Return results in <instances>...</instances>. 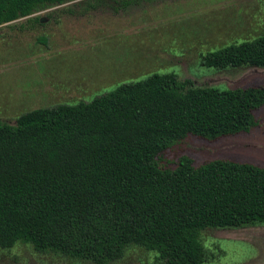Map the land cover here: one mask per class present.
I'll return each instance as SVG.
<instances>
[{
	"label": "trees",
	"instance_id": "16d2710c",
	"mask_svg": "<svg viewBox=\"0 0 264 264\" xmlns=\"http://www.w3.org/2000/svg\"><path fill=\"white\" fill-rule=\"evenodd\" d=\"M68 1L0 0V25ZM110 1L117 9L140 0ZM202 64L264 66V32L208 51ZM189 82L153 73L87 102L0 121V247L23 241L108 264L135 244L161 264H200L205 227L264 223L263 166L223 158L195 166L185 155L173 168L158 163L188 134L249 131L264 83L219 89Z\"/></svg>",
	"mask_w": 264,
	"mask_h": 264
},
{
	"label": "rangeland",
	"instance_id": "374dc122",
	"mask_svg": "<svg viewBox=\"0 0 264 264\" xmlns=\"http://www.w3.org/2000/svg\"><path fill=\"white\" fill-rule=\"evenodd\" d=\"M105 1L71 0L0 25V121L14 124L34 108L87 102L153 73H175L193 87L264 83V66L202 64L208 51L264 32V0H140L117 9ZM254 115L247 132L215 139L186 135L159 155V165L173 168L185 155L195 166L223 158L264 167V105ZM200 237V264H264V223L208 226ZM0 264L92 263L17 241L0 247ZM108 264L161 261L153 250L132 244Z\"/></svg>",
	"mask_w": 264,
	"mask_h": 264
},
{
	"label": "water",
	"instance_id": "95a60500",
	"mask_svg": "<svg viewBox=\"0 0 264 264\" xmlns=\"http://www.w3.org/2000/svg\"><path fill=\"white\" fill-rule=\"evenodd\" d=\"M43 20H44V18H43V17H41V18H40V21L42 22Z\"/></svg>",
	"mask_w": 264,
	"mask_h": 264
}]
</instances>
